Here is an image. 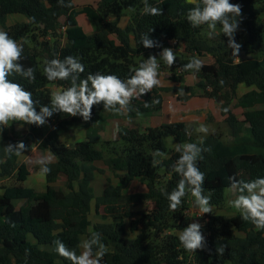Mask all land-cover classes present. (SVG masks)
<instances>
[{"label": "trees", "instance_id": "1", "mask_svg": "<svg viewBox=\"0 0 264 264\" xmlns=\"http://www.w3.org/2000/svg\"><path fill=\"white\" fill-rule=\"evenodd\" d=\"M68 2L65 0V3ZM70 2L71 8L58 6V0H0V30L9 29L7 22L11 15L26 18V23L9 29L10 36L18 42L21 38L28 40L21 63L36 69L34 83L19 76L10 79L31 91L33 99L39 100L40 104L50 103V85L66 88L70 84V81H47L42 75L46 60L77 56L85 66L82 77L99 71L125 79L130 66L138 65L149 55H158L172 40L185 46L183 56L172 65L170 79L174 82L182 84L185 75L191 72L182 70V73H177L175 70L182 69L191 57L197 53L212 54L215 62L203 64L197 72L200 78L196 84L198 88L207 91L212 87L213 90L207 92L213 98L214 92L222 90L232 97L241 84H246L255 86L257 97L264 101V0H230L241 6L239 30H246L251 47L246 54L253 55L249 59L239 56L238 61H235L236 56L228 53V37L223 33L207 39L206 25L198 28L191 26L186 15L193 5L187 0H148L151 5L162 9L160 16L143 14V0H99L97 8L88 5L81 11L76 10L73 0ZM124 11L132 12V17L123 29L119 27V20ZM80 14L97 23L94 34H87L79 24ZM109 16L116 19L108 20ZM62 17L66 18L64 25L61 24ZM217 28L220 30L219 25ZM145 33L159 42L160 47L144 48L140 38ZM132 34L137 39L136 48L130 45ZM113 35L119 43L111 37ZM240 36L234 37L238 44ZM181 90L195 93L194 88L184 85L154 88L141 99L132 100L133 111L128 117H148L158 113L162 109L161 92L175 91L178 94ZM178 96L182 101L187 99ZM250 96L246 95L242 101V122L228 106H222V113L234 137L233 143L225 142L217 133L203 138L204 147L211 148V152L203 153L198 166L205 173L204 194L211 196L212 206L223 205L225 192L229 189V176L235 175L237 179L244 180L264 176V106L256 108L248 100ZM152 100H159V103L145 108L144 103H151ZM110 116L113 114L104 112L102 105L93 107L92 118L88 122L81 117L54 113L52 117L58 119V128L67 130L82 125L87 130V140L73 147L57 140L53 132L44 138L43 126L30 125V132L21 136L15 133L13 123L11 129L5 128L0 134V158H3V146L18 141L27 146L35 140L43 150H50L58 159L49 165L51 172L46 176L48 188L44 193L23 186L30 173L25 163H19V158L13 156L0 164V178H14L16 182L6 186L0 195V264H70L53 251V241L60 239L77 254L81 252L78 247L80 236H88L92 226L89 214L94 199L95 172H104L94 165L96 161H103L120 180L118 186L112 185L109 180L104 195L96 198V215L103 211L101 218L107 221L93 225V230L101 233L102 242L109 249L102 264H225L228 261L234 264H264V231H256L251 222L241 219L240 214L230 219L213 217L208 226L210 234L205 237L206 247L195 253L185 251L178 236H165L166 231L182 230L190 224L186 211L191 196H186L180 209L172 212L167 199L160 193L161 188L170 192L180 179L171 172V165L179 154L174 148L166 146L165 139L173 137L178 144L198 142L200 138L192 136V133L186 135L185 129L191 132V128L179 121L148 128L145 132L121 128L122 147L119 145L115 154L109 149L111 154L106 155L96 145L101 142L100 132ZM246 126L249 128L245 132ZM104 144L111 145L110 142ZM157 149L166 152L169 158L153 167L151 154ZM61 173L68 178L66 188L56 189L52 184ZM136 179L147 184L146 191L124 195L123 190ZM19 200L26 202V206L17 207L15 202ZM147 202L154 204L151 211L131 210L132 206ZM136 216L139 217L142 232L136 238H129L126 236L127 220ZM234 230L242 231L246 236L238 237ZM219 246L225 247L223 255L216 251Z\"/></svg>", "mask_w": 264, "mask_h": 264}, {"label": "clouds", "instance_id": "2", "mask_svg": "<svg viewBox=\"0 0 264 264\" xmlns=\"http://www.w3.org/2000/svg\"><path fill=\"white\" fill-rule=\"evenodd\" d=\"M188 3L193 5L186 15L191 26L198 28L206 25L208 35L211 37L216 34L219 25L221 33L228 37V47L232 49V55L238 56L241 45L236 43L234 37L239 29L238 18L242 17L241 6L231 3L230 0H188ZM58 6L71 8L72 4L70 0L68 3H65V0H58ZM142 11L145 15H162V9L151 5L148 0H143ZM140 42L144 48L160 47L159 42L150 39L148 33L141 35ZM27 43L26 38H21L18 42L7 31L0 30V134L13 123L19 124L20 127L24 124L44 126L54 113L81 117L83 121L88 122L92 118L93 107L99 105L103 106L104 112L128 117L133 111L131 106L133 99H139L154 88L162 86L160 62L171 68L176 61L173 50L165 47L159 53V58L156 55H149L138 65L130 66L127 77L121 79L115 74H104L99 71L89 72L86 77H82L85 66L77 56L68 55L63 59L46 60L42 75L47 81H70V84L66 88L52 91L50 103L42 105L39 100L33 99L31 91L10 79L19 76L29 83L36 81V69L31 66L25 67L21 63L24 45ZM202 67V60L194 55L182 66V70L199 72ZM178 95H184L183 90ZM158 103L159 100H152L151 103L145 102L144 107L149 108ZM224 111L227 112L228 109L225 108ZM196 131L207 134L209 129L202 124ZM185 134L190 136L191 132L185 129ZM27 147L23 141L3 146L0 164L6 163L13 156L22 157ZM174 151L179 155L171 165V172L177 174L180 179L170 192L164 188L160 189L161 195L168 201L169 210L178 211L184 198L190 194L193 198L192 205L198 210L199 216L212 214L211 196L204 194L205 173L198 166V162L203 159V153L211 152V148L204 147V139L200 138L198 142L178 143L174 146ZM151 155L153 167L169 158L166 152L159 149ZM54 159V154L49 150L46 155L36 160L40 165L41 177L50 174L49 165ZM228 181L229 191L237 193L236 198L229 201L230 206L240 214L243 221L251 222L256 231H264V176L244 180L233 175L228 177ZM202 227V224L192 222L179 231L178 240L185 251L195 253L197 250L205 249L206 239ZM78 247L82 249L79 254L62 240L53 241V251L70 261V264H102L104 257L109 253L108 247L102 242L101 233L92 229H89L86 238L80 240ZM216 251L223 255L225 247L219 246Z\"/></svg>", "mask_w": 264, "mask_h": 264}, {"label": "crops", "instance_id": "3", "mask_svg": "<svg viewBox=\"0 0 264 264\" xmlns=\"http://www.w3.org/2000/svg\"><path fill=\"white\" fill-rule=\"evenodd\" d=\"M131 17H132V12L124 11L122 14V17L119 20V27L123 29L126 28L130 23ZM88 19L89 21H91L90 18ZM115 19L116 18L112 16L108 17V20H115ZM93 22H94L93 20L91 21V23L86 22L87 23L86 27L83 24L82 25L80 24L87 34H94L97 31V23L96 22L93 23ZM111 37L114 38L118 43L120 42L116 36L113 35ZM130 45L132 48L137 47V39L134 34H132L130 37ZM165 47L171 48L173 50V52L176 54V59L182 57L183 54L185 53V46L183 43H178L175 45L172 40V41H169ZM156 56L157 58H159V54ZM196 56H198L202 60L203 64H213L215 62V58L212 55L203 56L200 53H197ZM160 63H161L160 79L162 81L161 87L175 88V87H179L180 85H184V86L192 87L194 88L195 91L196 90L198 91H196L194 94H188L184 92V95L182 96L187 97L185 101L180 100L178 98L179 97L178 94L175 91L161 92V96L163 99L162 109L158 113L153 114L148 117H143V116L120 117L116 115L108 117L103 130L100 132L101 142L96 145V147L99 150L104 151L106 155H109L111 153L115 154L117 151H119L120 146L122 147V142L120 138L121 128L137 129V130H140L141 132H145L148 128H157L166 123L179 121V122H185L187 126L192 129L191 133H192V136H194V134L199 133L196 131V129L199 128L200 125L202 124L206 126L209 129V131H211L212 129L214 130L215 123L212 120V117L213 116L220 117V115L221 116L223 115L222 106L219 104L220 100L216 101L210 95L209 92H206L203 89L198 88L196 86L198 77L195 75V72L191 71L190 73L186 74L184 82L182 84H179L170 79L172 70L170 71L166 70V67H164L165 65L163 64V62L161 61ZM59 89H62V88L54 85L51 90L55 91ZM224 118L226 119V116H224ZM237 119L241 121L238 117ZM57 125H58V119L56 117H52L43 126V130H42L43 137L46 138L49 134L53 132L57 140L71 147L75 146L79 142L87 140V130L84 127H82V125H76L67 130L60 129L58 128ZM13 129L17 135L25 136L30 132V125L24 124L23 127H20L19 124L15 123ZM212 133H216V132H212ZM106 142H110L111 145L106 146L104 144ZM233 142H234V137H233ZM233 142H227V143H233ZM27 146L28 147H27V150L24 152V155L18 159L20 164L25 163L27 165V169L30 173L27 180L23 183V186L26 188L33 189L37 193H44L47 191V188H48L47 177H41L39 175L40 165L36 163V160L39 157L46 155L48 151L43 150L41 148L40 143L35 140H31ZM54 157L55 159L51 164L56 163L58 161L55 155ZM94 165L98 169L103 170L104 172L103 173L100 171L95 172V181L93 183L94 199L91 201V211L89 214L90 220H91V212H92L93 206H94V210L96 211V198L104 195L105 190L109 184V180L111 184L114 186L120 185V180L118 179V177L108 168V166H106V164L103 161H96ZM12 179L14 180V183H16L15 179L14 178ZM67 180H68L67 176L61 173L59 174L57 181L54 184H52V186H54L56 189H64L66 188ZM105 180L107 181V184ZM137 181H140V180L136 179L132 181L123 190V194L129 195L133 193H138V192L131 193L130 191L131 186L134 187L135 182ZM140 182L141 184L144 183L142 181ZM144 185H146L147 187V184H144ZM4 191H5V188H4ZM225 197H226V194H225ZM139 205L141 204H137L135 206H139ZM131 210L133 209L131 208ZM135 212H138V211H135ZM91 222H92V226H90L89 229L93 230L94 224L104 223L107 221L102 220V221L93 222L91 220ZM239 232H242V231H239ZM235 234L238 236L237 233ZM86 237L87 235H81L80 239L86 238ZM80 250L82 251V249ZM229 263L231 264L232 262H229Z\"/></svg>", "mask_w": 264, "mask_h": 264}, {"label": "rangeland", "instance_id": "4", "mask_svg": "<svg viewBox=\"0 0 264 264\" xmlns=\"http://www.w3.org/2000/svg\"><path fill=\"white\" fill-rule=\"evenodd\" d=\"M73 2L75 3L77 11H81L83 9V7L86 5H92L95 8H97V6H98V0H73ZM263 18H264V16L262 17V19ZM78 20H79V24H81V25L83 24L85 27L87 24L86 22L91 23V21H92V20L89 21V19L86 16H84L83 14H80L78 16ZM65 21H66V18L62 17L61 18V24L64 25ZM26 22H27V20L24 16L12 15L9 17L7 25H8L9 29H14V27H16L17 24H24ZM9 29H7L6 31L10 35L11 30H9ZM64 31H65V26H63V28H62V32H64ZM217 34L221 35V31L218 28L216 30L215 35H217ZM240 35H242V36H240ZM213 36L210 37L208 35V31L205 32V38L211 39ZM235 36L241 37V39H240L241 48L239 50L238 56H236V59H235V61H238L239 56H241V54H243L242 52H245V53L249 52L251 50V47L248 44L247 32L245 29H243V28H242V30L238 29V31L235 33ZM42 40H43V38H42ZM62 41L65 43V39ZM228 53H232L231 48H228ZM201 55L207 56V55H212V54L201 53ZM255 57L259 58L260 55H255ZM164 67H166V70H168V71L173 69L172 66H171V68H168L166 65ZM195 75L198 77V79H197V84H198L200 81L199 74L197 72H195ZM53 86L54 85H50V88L52 89ZM210 88L211 89H208L207 91L210 92L213 90L212 87H210ZM196 91H198V90H196ZM256 92H257V88L255 86H247L246 84H241L238 87L235 96L230 97V95L226 92V90H222V92H220V93L214 92V95H215L214 99L216 101L220 100L219 104L221 106H223V105L228 106V108L242 121V120H244V108L242 107V101L245 99L246 95H248V94L251 95L248 98V100L252 101L256 108H261L264 106V101L260 100L257 97ZM224 116L223 115L222 116L220 115V117L219 116H217V117L213 116L212 120L215 123L214 130L212 129L211 131H208L207 134L200 133V132L196 133V134H194V137L205 138L206 136H208L212 132H216L217 134H220L222 136V139H224L226 142H233L232 134L230 132V129L227 125V122H226ZM248 128H249V126L244 127L245 132L248 131ZM191 131H192V129H191ZM165 142H166V145L169 149H173L174 146L176 145V142H175L173 137H167L165 139ZM105 182L107 184L106 180H105ZM13 183H14V180L12 178H9V177L0 178V195L4 193L5 186L11 185ZM144 184H146V183L141 184L140 181L135 182L134 187L131 186V189H132V190L130 189L131 193L145 191L147 187ZM225 194H226V199H225L223 205H221L220 207L212 206L213 207L212 214H204L203 216H199L198 210L195 209L192 205L193 198L191 196L189 198V208L186 211V215L190 219V223L198 222V223L202 224V226H203L202 232H203L205 237L210 234V232L208 230V226H209V223H211L213 217H223L224 219H230V218L239 214L229 204L230 200H234L236 198L237 193L230 192L229 189H227ZM15 203H16L17 207L26 206V202H24V201H16ZM131 208L134 211H138V212H149L154 208V204L151 202H147V203L141 204L139 206L134 205ZM102 212H101V214H102ZM101 214L96 215V211L94 210V206H93V209L91 212V220L93 222L102 221L103 219L101 218ZM179 231H181V230H179V229L169 230V231H166L164 233V235L166 236L169 234H173V235L178 236ZM141 232H142V230H141L140 225H139V217L138 216L127 220V234H126L127 237L136 238L139 234H141ZM234 233H237L238 236H240V237L246 236V234L244 232H239L237 230H234ZM225 264H230V263L226 262Z\"/></svg>", "mask_w": 264, "mask_h": 264}, {"label": "water", "instance_id": "5", "mask_svg": "<svg viewBox=\"0 0 264 264\" xmlns=\"http://www.w3.org/2000/svg\"><path fill=\"white\" fill-rule=\"evenodd\" d=\"M243 54H241V58L242 59H249V58H251V54H246L245 52H242Z\"/></svg>", "mask_w": 264, "mask_h": 264}, {"label": "built area", "instance_id": "6", "mask_svg": "<svg viewBox=\"0 0 264 264\" xmlns=\"http://www.w3.org/2000/svg\"><path fill=\"white\" fill-rule=\"evenodd\" d=\"M173 43L176 45V44H178V42L176 41V40H173ZM176 72L177 73H182V69L181 68H177L176 69Z\"/></svg>", "mask_w": 264, "mask_h": 264}]
</instances>
